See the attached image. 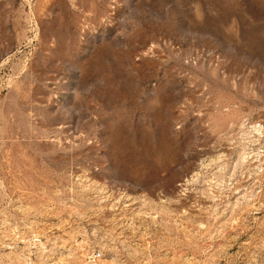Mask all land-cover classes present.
I'll list each match as a JSON object with an SVG mask.
<instances>
[{
    "label": "rangeland",
    "instance_id": "374dc122",
    "mask_svg": "<svg viewBox=\"0 0 264 264\" xmlns=\"http://www.w3.org/2000/svg\"><path fill=\"white\" fill-rule=\"evenodd\" d=\"M0 264H264V0H0Z\"/></svg>",
    "mask_w": 264,
    "mask_h": 264
}]
</instances>
